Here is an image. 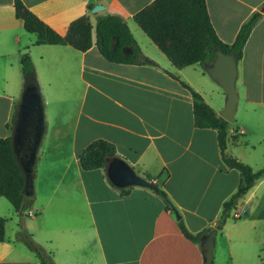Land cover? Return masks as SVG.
<instances>
[{
	"label": "crops",
	"instance_id": "crops-1",
	"mask_svg": "<svg viewBox=\"0 0 264 264\" xmlns=\"http://www.w3.org/2000/svg\"><path fill=\"white\" fill-rule=\"evenodd\" d=\"M19 1L60 35L81 15L87 14L91 25L96 15H120L154 65L105 60L93 32L90 47L82 52L68 45H33L34 34L14 16V0H0V137L9 135L6 124L21 93L24 48L44 117L33 196L20 214L0 200L5 219L0 264H202V244L181 234L176 216L156 191L128 186L123 194L110 184L105 167L82 170L77 156L92 140L112 143L113 157L148 176L190 233L212 228L239 175L222 162L215 130L193 125L192 97L180 81L216 113L224 102L218 85L198 64L173 66L134 23L133 14L152 0ZM204 2L214 33L230 44L249 16L262 10L264 0ZM95 4L102 8L91 13ZM235 86L236 109L240 106V117L246 119L228 123L225 152L252 169L236 147L241 146L239 136L242 145L252 148L264 140V11L243 44ZM47 112L55 120L50 122ZM243 212L215 230L211 264H264V177L238 200L232 216ZM30 240L43 248L44 257L32 250Z\"/></svg>",
	"mask_w": 264,
	"mask_h": 264
},
{
	"label": "trees",
	"instance_id": "trees-1",
	"mask_svg": "<svg viewBox=\"0 0 264 264\" xmlns=\"http://www.w3.org/2000/svg\"><path fill=\"white\" fill-rule=\"evenodd\" d=\"M261 9V11L253 12L240 26L230 44L220 41L214 33L208 19L204 0H152L134 13L132 19L173 66L181 68L198 64L203 69V65L213 58L215 51L234 53L237 61L241 58L243 44L250 30L260 18L261 12L264 11V3ZM13 11L14 16L22 22V28L26 32L34 34L33 45H68L82 52L90 47L93 32L96 49L105 60L113 63L154 65L153 61L142 55L120 15H96L94 23L91 25L88 15L84 14L72 20L65 33L60 35L40 21L19 0H14ZM19 68L24 84L36 83L27 48L20 52ZM172 77L177 79V77ZM180 84L189 90L192 97L193 125L197 128L215 130L217 147L222 162L227 168L236 170L239 175L235 190L221 203L213 227L197 233H190L185 228L180 215L169 202L166 194L157 188L156 192L176 216L181 234L186 239L200 245L199 237L202 234L212 230H220L225 221L230 218H242L246 215L243 212L237 217L232 216L238 200L247 193L257 179L264 177V166L252 170L249 165L226 154L225 143L228 123L203 102L201 97L187 84L181 81ZM15 107L16 104L14 110ZM12 119L8 125L6 124L9 135L0 137V197H3L12 206L14 213L20 214L24 201L31 197L24 196L21 192L23 175L11 148ZM231 139L234 141V136H231ZM114 154L112 143L103 139H95L78 153V165L82 170L105 167L106 161ZM146 178L149 177L146 176ZM117 189L123 194L127 191V187ZM4 223L5 219L0 217V242L4 238ZM29 244L40 258L44 257V250L40 245L31 240ZM40 264H44L43 261Z\"/></svg>",
	"mask_w": 264,
	"mask_h": 264
},
{
	"label": "water",
	"instance_id": "water-1",
	"mask_svg": "<svg viewBox=\"0 0 264 264\" xmlns=\"http://www.w3.org/2000/svg\"><path fill=\"white\" fill-rule=\"evenodd\" d=\"M102 8L95 4L90 12L94 13ZM203 71L213 80L224 94L222 109L217 111L227 123L234 121L237 104L235 80L237 76V60L234 53L215 51L213 58L203 65ZM44 130L43 102L36 83L22 85L16 109L14 112L11 129V148L23 175L22 194L32 197V178L37 149ZM106 178L116 188L128 186H141L157 190V186L148 179L136 174L133 169L122 159L111 157L105 165ZM215 230L207 235L200 236L202 244V264H211L212 248Z\"/></svg>",
	"mask_w": 264,
	"mask_h": 264
},
{
	"label": "rangeland",
	"instance_id": "rangeland-1",
	"mask_svg": "<svg viewBox=\"0 0 264 264\" xmlns=\"http://www.w3.org/2000/svg\"><path fill=\"white\" fill-rule=\"evenodd\" d=\"M236 86H235V89H236ZM215 87H217V86H215ZM217 89H218L217 91H219V95H224L222 90L219 88V86L217 87ZM235 110L236 111H235V114H234V118L236 120L243 119L245 121V119H246L245 116L240 117L241 116L240 106H237V109H235ZM47 117H48V120L50 122H51V120H55V118H56L55 115L53 116L52 114H50L48 112H47ZM232 125H236V123L233 122V123L230 124V126H232ZM238 143L241 146H237L236 147V153L240 152V151L243 152L244 155H242V156H244V157H242V158H244V159H242V160H246V161L248 160L247 162H250L252 164V166H253L252 169L253 170H257V169H259V168L264 166V140L260 141V143H258V144L253 145V148H252L251 147L252 145L251 146L242 145V143H245V141L243 139V136L242 137L239 136L238 137ZM239 161L242 162L241 160H239ZM0 200L3 202V206H5L6 208L10 207L9 203L4 198L1 197ZM1 212H5V210L1 209ZM17 242L21 243V239L18 240Z\"/></svg>",
	"mask_w": 264,
	"mask_h": 264
}]
</instances>
